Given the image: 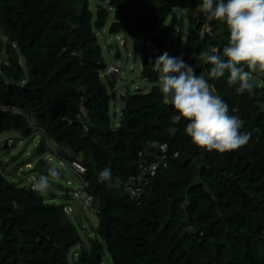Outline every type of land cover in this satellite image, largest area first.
<instances>
[{"label":"trees","instance_id":"trees-1","mask_svg":"<svg viewBox=\"0 0 264 264\" xmlns=\"http://www.w3.org/2000/svg\"><path fill=\"white\" fill-rule=\"evenodd\" d=\"M96 1L114 10V33L143 36L141 76L152 88L127 91L119 125L110 116L97 36L109 12L105 17L99 7L94 17L89 0H0V49L8 53L0 65V133L39 132L37 156L53 153L51 140L65 149L59 159L86 168L99 225L80 264H102L106 251L112 264H264V84L237 94L227 73L207 77L230 110L238 109L230 114L243 119L250 139L225 153L202 149L185 134L187 121L173 120L178 113L152 63L177 28L185 45L180 57L196 74L208 73L211 66L193 53L222 54L226 25L195 14L202 0ZM164 156L168 167H160L140 200L128 196L127 177ZM106 167L112 187L98 182ZM64 209L0 171V264H70L80 236Z\"/></svg>","mask_w":264,"mask_h":264},{"label":"clouds","instance_id":"clouds-1","mask_svg":"<svg viewBox=\"0 0 264 264\" xmlns=\"http://www.w3.org/2000/svg\"><path fill=\"white\" fill-rule=\"evenodd\" d=\"M195 11L208 21L223 22L229 38L222 54L214 48L211 53H193L192 58L211 66L207 73L210 78L219 79L227 73V84L238 85L237 94L245 91L251 94L254 89L251 74L257 69L264 72V0H202ZM152 66L153 71L160 73L161 93L170 98L178 113L173 120L187 121L185 134L196 146L225 153L248 143L250 133L241 131L243 119L230 114L238 109L230 110L228 104L214 94L204 73L196 74L192 65L167 52L157 57ZM49 176H55V172L34 180L33 190L44 195L50 187ZM111 181V169L106 167L100 171L98 182H107L112 187Z\"/></svg>","mask_w":264,"mask_h":264},{"label":"rangeland","instance_id":"rangeland-1","mask_svg":"<svg viewBox=\"0 0 264 264\" xmlns=\"http://www.w3.org/2000/svg\"><path fill=\"white\" fill-rule=\"evenodd\" d=\"M91 2L90 9L94 17H97L99 7H104L109 12L106 26L97 32L107 67L110 64H114L121 69L118 83L124 84L126 91L134 89L150 91L152 85L141 76L142 60L144 57L143 37L139 36L133 39L123 32H111L110 29L115 18L114 10L107 3L99 4L96 0H94V3L93 0ZM168 25L162 26V29L167 28ZM186 26L187 22L185 21V28ZM177 34L178 29L176 28L169 35L170 46L160 55L164 52H167L171 57H180L182 55L185 45H179ZM0 41L6 42L2 32H0ZM7 60L8 53L6 49L1 48L0 65ZM105 71L102 72V81L106 84L110 94V116L111 120L117 123L121 120L124 99L119 94L113 93V87L105 76ZM250 82L258 86L263 85L264 72L257 69L251 74ZM39 136V132H36L29 137H24L20 132L15 130L0 133V171L9 180L18 182L27 188H32L34 180L38 179L41 175H45L40 172V161L46 164L52 162L60 169L62 172L61 176H49L50 187L44 196L50 203L62 204L68 207L66 215L76 226L79 233L80 243L75 248H72L69 253L71 264L72 256H74L75 260L78 259L76 250H90L92 241L96 238V228L99 225V217L97 215L98 203L95 201L93 207H86L84 201L75 197L81 178L69 163L62 161L56 155L57 152L65 149L48 140L47 144L53 154L48 156L45 153L44 155L37 156L36 149L41 140ZM101 258L102 264H112V258L107 251L101 255Z\"/></svg>","mask_w":264,"mask_h":264},{"label":"built area","instance_id":"built-area-1","mask_svg":"<svg viewBox=\"0 0 264 264\" xmlns=\"http://www.w3.org/2000/svg\"><path fill=\"white\" fill-rule=\"evenodd\" d=\"M120 75L121 69L118 66L110 64L106 68L105 76L110 82L114 83L113 93L119 94L124 99L127 91L124 88V84L118 83ZM204 75L205 79H207V72H204ZM163 148L166 149V146H163ZM52 154L53 153H48L47 155L51 156ZM70 166L81 178L80 186L78 190H76L75 197L79 200L84 201L86 207H93L96 200L94 196L88 193L89 185L83 178V174H85L86 168L82 165L80 160L73 161L72 163H70ZM160 167H168V162L165 156L162 158L160 164H140L137 172L128 176L125 180L123 185L124 192L133 199L140 200V198L145 194L146 189L150 186L152 177L158 172ZM65 212H68L67 206H65Z\"/></svg>","mask_w":264,"mask_h":264},{"label":"water","instance_id":"water-1","mask_svg":"<svg viewBox=\"0 0 264 264\" xmlns=\"http://www.w3.org/2000/svg\"><path fill=\"white\" fill-rule=\"evenodd\" d=\"M101 12H102V14L105 17L108 16V13H107L106 8L103 7L102 10H101ZM110 30H111V32L114 31L113 25L111 26V29ZM50 171L51 172H55V175L56 176H61L62 175V172L60 171V169L54 163H52V162H49V163L46 164V166H43V167L40 168V172L42 174H45V175H48ZM97 215L99 216V213L98 212H97ZM76 252L78 254V259L75 260L74 256H72V258H71V264H80V260L82 258V250L77 249Z\"/></svg>","mask_w":264,"mask_h":264},{"label":"crops","instance_id":"crops-1","mask_svg":"<svg viewBox=\"0 0 264 264\" xmlns=\"http://www.w3.org/2000/svg\"><path fill=\"white\" fill-rule=\"evenodd\" d=\"M91 1H92V0H89V2H90V3H89V6H90V7H91V3H92ZM93 3H94V0H93ZM97 4H98V3H97ZM179 13H180V15H186V12H185V11H179ZM195 14H196V15H199V14L196 13V12H195ZM170 20H171V19H168L167 24H170ZM185 21L187 22V19H185ZM142 37H143V36H142ZM116 102H118V101H116ZM123 107H124V106H123ZM121 116H122V115H121ZM120 122H121V120H120L119 122H117V123H116V122H114V123H115L116 125H119Z\"/></svg>","mask_w":264,"mask_h":264}]
</instances>
